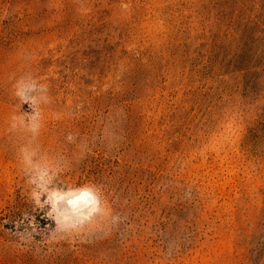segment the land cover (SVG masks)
Returning <instances> with one entry per match:
<instances>
[{
  "label": "rangeland",
  "instance_id": "obj_1",
  "mask_svg": "<svg viewBox=\"0 0 264 264\" xmlns=\"http://www.w3.org/2000/svg\"><path fill=\"white\" fill-rule=\"evenodd\" d=\"M0 264H264V0H0Z\"/></svg>",
  "mask_w": 264,
  "mask_h": 264
},
{
  "label": "clouds",
  "instance_id": "obj_2",
  "mask_svg": "<svg viewBox=\"0 0 264 264\" xmlns=\"http://www.w3.org/2000/svg\"><path fill=\"white\" fill-rule=\"evenodd\" d=\"M47 203L52 206V211L47 214L48 219H52L68 232L67 236L55 240L70 239L79 235L81 232L91 229L100 217L106 215V209L103 207L95 185H84L76 191L57 193L55 196L48 194ZM61 204L65 205L63 210L59 207ZM21 241L32 243L34 239L32 241L21 239Z\"/></svg>",
  "mask_w": 264,
  "mask_h": 264
}]
</instances>
